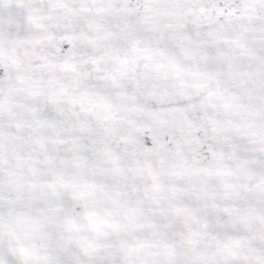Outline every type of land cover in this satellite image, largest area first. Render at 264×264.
<instances>
[{"label":"snow or ice","instance_id":"6c2138e0","mask_svg":"<svg viewBox=\"0 0 264 264\" xmlns=\"http://www.w3.org/2000/svg\"><path fill=\"white\" fill-rule=\"evenodd\" d=\"M0 264H264V0H0Z\"/></svg>","mask_w":264,"mask_h":264}]
</instances>
